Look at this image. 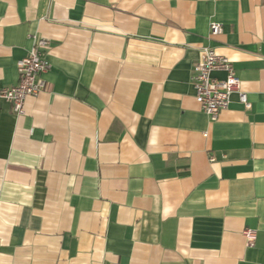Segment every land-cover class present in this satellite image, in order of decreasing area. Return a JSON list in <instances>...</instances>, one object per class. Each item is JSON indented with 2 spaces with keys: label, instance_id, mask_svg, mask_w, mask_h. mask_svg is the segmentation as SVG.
I'll use <instances>...</instances> for the list:
<instances>
[{
  "label": "crops",
  "instance_id": "1",
  "mask_svg": "<svg viewBox=\"0 0 264 264\" xmlns=\"http://www.w3.org/2000/svg\"><path fill=\"white\" fill-rule=\"evenodd\" d=\"M262 2L0 0V91L31 36L51 65L25 115L0 98V264H264ZM205 47L250 109L202 111Z\"/></svg>",
  "mask_w": 264,
  "mask_h": 264
},
{
  "label": "built area",
  "instance_id": "2",
  "mask_svg": "<svg viewBox=\"0 0 264 264\" xmlns=\"http://www.w3.org/2000/svg\"><path fill=\"white\" fill-rule=\"evenodd\" d=\"M262 6L264 7V0ZM222 32V25L212 22L210 36H219ZM30 38L32 47L17 64L18 83L0 91V98L11 104L17 116L25 115V102L28 98H36L47 89L45 75L51 68L46 58L49 41L38 35ZM217 72L224 73V78H216L214 74ZM192 85L196 101L212 121L217 120L220 112L229 107L233 94H238L246 109L251 107L248 95L241 90V81L232 62L219 55L212 47H205L201 51L200 59L193 68ZM243 235L248 246L257 239V232L250 228H246Z\"/></svg>",
  "mask_w": 264,
  "mask_h": 264
}]
</instances>
